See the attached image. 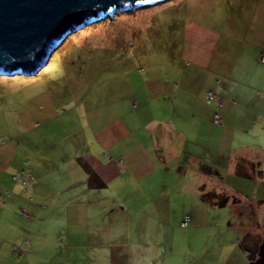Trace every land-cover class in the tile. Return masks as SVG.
Instances as JSON below:
<instances>
[{
	"label": "crops",
	"instance_id": "crops-1",
	"mask_svg": "<svg viewBox=\"0 0 264 264\" xmlns=\"http://www.w3.org/2000/svg\"><path fill=\"white\" fill-rule=\"evenodd\" d=\"M186 1L181 23L155 40L158 55L137 41L126 68L92 84L80 72L71 88L41 70L0 76V264L61 261L65 221L68 250L142 264L144 225L189 203L264 242V0ZM92 52L81 48L79 61ZM21 170L26 183H14ZM213 194L228 204L203 199Z\"/></svg>",
	"mask_w": 264,
	"mask_h": 264
},
{
	"label": "rangeland",
	"instance_id": "rangeland-1",
	"mask_svg": "<svg viewBox=\"0 0 264 264\" xmlns=\"http://www.w3.org/2000/svg\"><path fill=\"white\" fill-rule=\"evenodd\" d=\"M186 3L187 1L184 0L172 6L157 4L155 7L149 6L131 12L118 13L112 19L106 18L81 27L69 34L63 43L53 51L47 64L40 69L41 71L39 70L40 74L60 77L63 81L62 87L71 88L80 85V82H78L79 77H77L78 72L85 74L86 78L83 79V82L92 84L103 70L114 72L126 68L125 63L128 60L125 56L133 54L137 41H139L138 46L140 45L141 54L152 57L158 55L159 47L155 46V40L166 38L169 33H172L170 26L174 23V20L180 19L181 23L183 16L180 12L183 11ZM176 29L178 31L177 27ZM79 46H81L80 49L93 50L88 61H79ZM97 55L99 56L97 57ZM117 79H121L127 84L126 78L117 76ZM61 80L58 81L59 85L62 82ZM4 128L8 127L1 126L0 130ZM19 128L22 129L23 127ZM1 132L3 131L1 130ZM4 142L6 143V141ZM200 207L201 205L194 203H189L184 207L175 206L171 209L170 215H164L156 222L145 224L146 236L143 241L145 245H149V248H145L147 251L138 257V262H142V264L255 263V259L251 260L245 254L243 247L237 244V240L242 238V235L238 232L231 234L228 226L233 228L234 222L225 221L222 217L207 216L208 214L203 216V207ZM183 214H186L185 218H187L188 225L185 229L180 227V222L184 218ZM65 222L64 227L63 225L59 227V237L63 233L64 247L62 248V255H58L60 256L58 258L62 259L58 262L54 260L53 264H122L125 261L123 259L124 254L120 251L117 253H113V251L104 253L102 251L103 254H88L89 246H85L80 247L79 252H75L71 247V242L76 239L73 237L68 243L65 237L66 232H61V228L66 229L67 227ZM96 224L98 226L102 222L99 221ZM69 226L75 227V224L70 223ZM148 232L151 236L148 235ZM46 236L48 237V243L51 245L60 239L51 237L50 234ZM99 241L103 243L100 239ZM59 243L61 242L59 241ZM262 243L263 239L261 240ZM69 245H71L70 250L67 249ZM13 249L19 251L16 254L18 258L23 256V250L20 246H15ZM102 249L104 248H97V252ZM51 256L50 253H46L44 258L47 260ZM26 260L33 264L34 259H31L29 254L26 255Z\"/></svg>",
	"mask_w": 264,
	"mask_h": 264
},
{
	"label": "water",
	"instance_id": "water-1",
	"mask_svg": "<svg viewBox=\"0 0 264 264\" xmlns=\"http://www.w3.org/2000/svg\"><path fill=\"white\" fill-rule=\"evenodd\" d=\"M167 0H0V76H33L66 37ZM253 264H264V245Z\"/></svg>",
	"mask_w": 264,
	"mask_h": 264
},
{
	"label": "trees",
	"instance_id": "trees-1",
	"mask_svg": "<svg viewBox=\"0 0 264 264\" xmlns=\"http://www.w3.org/2000/svg\"><path fill=\"white\" fill-rule=\"evenodd\" d=\"M23 172H24V175L26 176V174H25L26 171L25 170L18 171V172L15 173V175H20ZM14 176H12V181L14 183H19V182L22 183V181H20V180L19 181H14L13 180ZM203 199L204 200H211L212 202H214L213 204L215 206L219 207V208L224 207L225 205H227L228 204V200H229L228 198H225V197H222L221 200H220V198L217 199L214 194L210 195L208 197L207 196H203ZM187 226L188 225H186V227ZM237 243L243 247V250H244L245 254L251 260L255 259V261H257V259H258L259 248L264 245V242L262 244L261 243L259 244V241L257 240V238L254 235H252V234L245 235L243 238H241V240L239 239ZM255 257H257V258H255Z\"/></svg>",
	"mask_w": 264,
	"mask_h": 264
},
{
	"label": "built area",
	"instance_id": "built-area-1",
	"mask_svg": "<svg viewBox=\"0 0 264 264\" xmlns=\"http://www.w3.org/2000/svg\"><path fill=\"white\" fill-rule=\"evenodd\" d=\"M259 62L261 64H264V53L260 56V59H259ZM205 99L206 101H213L215 100V95L212 91H207L206 94H205ZM218 107L219 109H221L222 105L221 103H218ZM212 123L216 126H221L222 125V117H221V114L220 112H215L214 113V116H213V119H212ZM13 180L14 181H22V183L24 184L26 181H27V178L26 176L24 175V172L21 173L20 175H15L13 177ZM187 225V218H185V220L182 222V227H186Z\"/></svg>",
	"mask_w": 264,
	"mask_h": 264
}]
</instances>
